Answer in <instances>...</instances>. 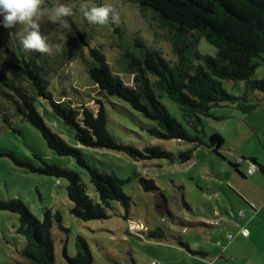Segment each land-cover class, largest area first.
I'll return each instance as SVG.
<instances>
[{"label": "rangeland", "instance_id": "rangeland-1", "mask_svg": "<svg viewBox=\"0 0 264 264\" xmlns=\"http://www.w3.org/2000/svg\"><path fill=\"white\" fill-rule=\"evenodd\" d=\"M47 2H50V6H55L56 0H45L46 6L49 5ZM60 2L73 8V14L64 19L75 20L76 29L80 33L86 37L92 36L89 39L90 47L101 45L113 73L125 86H133L132 75L125 72L122 62L124 41L115 31L116 28L123 33L122 37L138 36L147 46L157 50L166 61H176L173 49L174 31L151 12L140 10L132 0H106L120 17L119 23L107 26H83L74 12L81 0ZM96 3L99 4L100 0H96ZM40 31L48 38L51 47L55 48L56 44L63 43L64 48L71 54L58 78L50 79L49 91L55 102H65L75 108L83 106L96 111L97 101H100L107 112L109 132L118 142L139 149L148 145L156 146L175 157L193 147L183 142L158 140L145 134L142 129L153 125L151 122L122 100L100 93L84 69V60L88 57L87 48L74 50L68 44L75 36L72 30L69 32L62 29L59 23H52L45 18L40 24ZM65 34L66 39L62 40ZM186 40H192V37L189 36ZM196 49L202 54H215V49L203 39ZM5 58L7 55L0 52V60ZM254 62L258 63L254 78L264 80V62L260 59H254ZM224 88L231 94L229 84L225 83ZM259 95L263 96L255 93L252 99V103L258 106L261 102L264 104ZM161 100L170 114L186 126L178 106L167 98ZM41 107L46 111L42 114L51 129L66 142L72 143V132L55 119L45 102L41 101ZM3 115L12 122L11 127L16 132L2 130L0 124L1 152H9L37 164L33 158L36 154L43 160L73 171L78 175L87 194L96 200V193L89 183L86 171L72 158L58 156L48 149L40 134L26 121L17 118L9 103L0 99V119ZM202 121L204 133L200 137L205 144H208V136L213 131L220 133L224 143L219 155L201 145L194 149L190 161L171 163L165 159L133 161L114 151L81 149L90 166L123 181L122 190L131 199L127 214L119 204L111 203L107 210V220L81 221L69 212L71 204L66 196L65 180L30 173L2 156L0 198L19 199L39 220L46 209L52 214H60L63 229L54 223L50 231L54 250L53 264H68L67 258L75 257L77 239L85 242L93 258L92 264H190L186 259V252L178 248L179 243L189 239L196 248L213 245L214 235L219 234L222 227L207 231L204 235L195 234L200 233L199 229H208L211 222L207 218L213 215L210 212L212 209L218 212L220 208H228L230 212L229 202L235 198V188L226 179L228 165L242 163L246 167L249 163L247 160L252 157L264 164V109L242 115L232 108H215L211 110V116L203 118ZM139 179L152 180L155 189L143 190ZM221 220L227 221L226 217H222L215 225L219 226ZM19 225L18 215L0 210V264H29L23 256L26 240L17 233Z\"/></svg>", "mask_w": 264, "mask_h": 264}, {"label": "trees", "instance_id": "trees-1", "mask_svg": "<svg viewBox=\"0 0 264 264\" xmlns=\"http://www.w3.org/2000/svg\"><path fill=\"white\" fill-rule=\"evenodd\" d=\"M132 2L140 10L151 12L174 31L176 61H166L138 36L122 37L123 33L116 28L115 31L124 41L122 62L125 72L132 75L133 86L129 87L113 73L101 45L90 47L89 39L92 36L86 37L80 33L76 29V21L71 18L67 21L75 36L68 44L74 50L87 48L88 57L84 60V69L100 93L122 100L153 124L142 129L145 134L158 140L193 146L175 157L160 147L148 145L139 149L118 142L107 128V112L100 101H97L96 111L55 102L49 91L50 79L58 78L71 54L66 48L58 53L53 47L51 54L27 51L20 44L19 25L11 29L0 27V49L7 55V58L0 60V99L9 103L17 118L26 121L40 134L48 149L58 156L72 158L86 171L96 193V200L87 194L78 175L71 170L43 160L36 154L33 158L37 164L9 152L0 151V156L10 159L15 166L30 173L65 180L66 196L71 204L69 212L84 222L107 220V210L111 203L119 204L127 214L131 199L122 190L123 181L87 163L81 153L82 148L122 153L133 161L165 159L171 163L190 161L194 149L201 145L219 155L223 139L218 131H213L208 136V144H205L200 137L204 133L202 119L210 117L212 109L222 107H236L242 113H249L258 106L252 103L253 95L264 94V80L254 78L258 66L254 59L264 62V0ZM47 4L51 5L50 2ZM79 5L74 12L85 26L88 23ZM189 36L192 40L187 41ZM201 39L215 49L214 56L202 54L196 49ZM225 83L231 87V94L225 90ZM163 98L178 106L186 126L170 114L162 103ZM41 101L48 105L55 119L72 132V143L62 139L45 122L42 113L46 111L41 107ZM11 123L6 115L0 119L2 130L16 132ZM249 162L258 166L264 176V166L256 165L253 159ZM228 166L236 175L244 178L238 165ZM138 181L145 191L155 189L152 180ZM0 210L18 215L20 225L17 233L26 240L23 256L29 264H53L54 250L50 231L54 223L63 229L60 214H52L46 209L39 220L19 199L0 198ZM75 248L76 255L67 258L68 264H92V255L83 240L77 239Z\"/></svg>", "mask_w": 264, "mask_h": 264}, {"label": "crops", "instance_id": "crops-1", "mask_svg": "<svg viewBox=\"0 0 264 264\" xmlns=\"http://www.w3.org/2000/svg\"><path fill=\"white\" fill-rule=\"evenodd\" d=\"M259 98L264 100V94L259 95ZM262 104L261 102V105L251 112L264 109ZM222 108L225 110L232 108L242 115L251 113H242L236 107ZM251 159L256 161V165L264 166L258 162L257 158ZM234 164L238 165V170L244 178H240L227 167L229 173L226 179L232 182L235 188V198L229 202L230 212L228 208H220L218 212L212 209L210 212L213 215L207 218L211 222L208 229H199L200 233L195 234L204 235L207 231L222 227L220 233L214 235V244L196 248L192 246L189 239H185L178 245V248L186 252V259L191 262L190 264L193 262L196 264H264V176L257 168L258 166L255 167L250 162L246 167L242 166V163ZM252 166L253 171L248 174L247 171ZM222 217H226L227 221L221 220L222 223L219 226L215 225ZM242 229L247 231V236L242 237L239 234ZM229 234L233 235L230 240L227 239Z\"/></svg>", "mask_w": 264, "mask_h": 264}, {"label": "clouds", "instance_id": "clouds-1", "mask_svg": "<svg viewBox=\"0 0 264 264\" xmlns=\"http://www.w3.org/2000/svg\"><path fill=\"white\" fill-rule=\"evenodd\" d=\"M79 10L90 25L107 26L119 23L120 20L118 13L106 0H100L99 5L96 0H81ZM72 14L73 8L60 0H56L55 6H46L45 0H0V27L11 29L19 25L20 44L30 52L51 54L52 47L48 38L40 31L41 22L46 18L70 32L71 26L64 18ZM65 39L66 34L62 36V40ZM55 48L59 53L64 44H56Z\"/></svg>", "mask_w": 264, "mask_h": 264}, {"label": "built area", "instance_id": "built-area-1", "mask_svg": "<svg viewBox=\"0 0 264 264\" xmlns=\"http://www.w3.org/2000/svg\"><path fill=\"white\" fill-rule=\"evenodd\" d=\"M252 171H253V166H252V168L248 169L247 173H248V174H251ZM239 234H240L242 237H245V236H247V231H246L245 229H242V230L239 232ZM232 237H233V235H231V234L227 235V239H229V240L232 239Z\"/></svg>", "mask_w": 264, "mask_h": 264}]
</instances>
